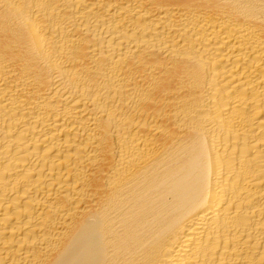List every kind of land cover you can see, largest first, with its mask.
Segmentation results:
<instances>
[{
  "label": "bare ground",
  "instance_id": "bare-ground-1",
  "mask_svg": "<svg viewBox=\"0 0 264 264\" xmlns=\"http://www.w3.org/2000/svg\"><path fill=\"white\" fill-rule=\"evenodd\" d=\"M0 264H264V0H0Z\"/></svg>",
  "mask_w": 264,
  "mask_h": 264
}]
</instances>
